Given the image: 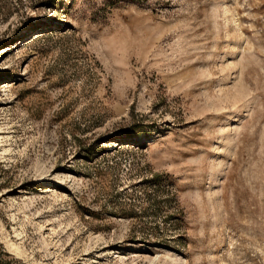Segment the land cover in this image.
<instances>
[{
	"label": "rangeland",
	"instance_id": "374dc122",
	"mask_svg": "<svg viewBox=\"0 0 264 264\" xmlns=\"http://www.w3.org/2000/svg\"><path fill=\"white\" fill-rule=\"evenodd\" d=\"M0 264H264V0H0Z\"/></svg>",
	"mask_w": 264,
	"mask_h": 264
},
{
	"label": "bare ground",
	"instance_id": "6f19581e",
	"mask_svg": "<svg viewBox=\"0 0 264 264\" xmlns=\"http://www.w3.org/2000/svg\"><path fill=\"white\" fill-rule=\"evenodd\" d=\"M214 173V172H213ZM212 176H213V174H212ZM211 177V176H210Z\"/></svg>",
	"mask_w": 264,
	"mask_h": 264
}]
</instances>
